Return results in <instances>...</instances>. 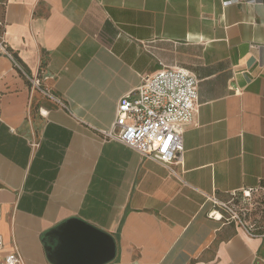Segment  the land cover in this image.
<instances>
[{
	"label": "crops",
	"instance_id": "crops-1",
	"mask_svg": "<svg viewBox=\"0 0 264 264\" xmlns=\"http://www.w3.org/2000/svg\"><path fill=\"white\" fill-rule=\"evenodd\" d=\"M0 21L5 251L58 264L68 224L70 260L79 230L113 240L107 264H264V236L214 214L264 184V0H0ZM163 70L198 80L174 172L100 134Z\"/></svg>",
	"mask_w": 264,
	"mask_h": 264
},
{
	"label": "built area",
	"instance_id": "built-area-1",
	"mask_svg": "<svg viewBox=\"0 0 264 264\" xmlns=\"http://www.w3.org/2000/svg\"><path fill=\"white\" fill-rule=\"evenodd\" d=\"M0 26L3 23L0 21ZM0 50L13 59L4 41ZM39 87L40 82L36 81ZM45 95L48 93L42 91ZM61 104V101H58ZM199 111L198 80L183 70H163L145 77L139 87L124 95L117 108L116 120L108 131H100L104 139L126 145L144 159L168 168L182 166L185 160L184 134ZM264 199V184L234 193L227 203H217L221 220L233 223L250 237L264 236L255 211ZM256 216V217H255ZM0 264H25L16 248L5 251L1 232Z\"/></svg>",
	"mask_w": 264,
	"mask_h": 264
},
{
	"label": "water",
	"instance_id": "water-1",
	"mask_svg": "<svg viewBox=\"0 0 264 264\" xmlns=\"http://www.w3.org/2000/svg\"><path fill=\"white\" fill-rule=\"evenodd\" d=\"M68 230V224L62 226L60 238L64 248L60 251L61 257L59 258L58 264H107L114 259L115 245L109 236L104 234L93 235V237L96 238L95 240L101 239L103 241L100 249H96L86 240L84 234L79 233V230L76 235L77 238H79L77 240L81 242V246L83 247L82 251L77 258L72 260L68 259L65 253L69 250L71 241L74 240L69 233L66 232Z\"/></svg>",
	"mask_w": 264,
	"mask_h": 264
},
{
	"label": "trees",
	"instance_id": "trees-1",
	"mask_svg": "<svg viewBox=\"0 0 264 264\" xmlns=\"http://www.w3.org/2000/svg\"><path fill=\"white\" fill-rule=\"evenodd\" d=\"M255 216L257 220L261 222L262 229L259 231L260 233H264V199L263 202L259 205L257 210L255 211Z\"/></svg>",
	"mask_w": 264,
	"mask_h": 264
},
{
	"label": "bare ground",
	"instance_id": "bare-ground-1",
	"mask_svg": "<svg viewBox=\"0 0 264 264\" xmlns=\"http://www.w3.org/2000/svg\"><path fill=\"white\" fill-rule=\"evenodd\" d=\"M214 214H215V216H216L217 219H221L222 218L220 213H218V212L215 213L214 212Z\"/></svg>",
	"mask_w": 264,
	"mask_h": 264
},
{
	"label": "rangeland",
	"instance_id": "rangeland-1",
	"mask_svg": "<svg viewBox=\"0 0 264 264\" xmlns=\"http://www.w3.org/2000/svg\"><path fill=\"white\" fill-rule=\"evenodd\" d=\"M7 247L11 246V242L5 241Z\"/></svg>",
	"mask_w": 264,
	"mask_h": 264
}]
</instances>
